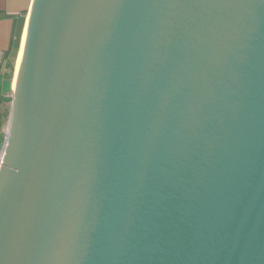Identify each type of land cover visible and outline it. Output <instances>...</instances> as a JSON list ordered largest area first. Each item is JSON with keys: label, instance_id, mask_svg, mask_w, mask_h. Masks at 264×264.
Returning a JSON list of instances; mask_svg holds the SVG:
<instances>
[{"label": "water", "instance_id": "obj_1", "mask_svg": "<svg viewBox=\"0 0 264 264\" xmlns=\"http://www.w3.org/2000/svg\"><path fill=\"white\" fill-rule=\"evenodd\" d=\"M22 44L0 264H264V0H31Z\"/></svg>", "mask_w": 264, "mask_h": 264}, {"label": "crops", "instance_id": "obj_2", "mask_svg": "<svg viewBox=\"0 0 264 264\" xmlns=\"http://www.w3.org/2000/svg\"><path fill=\"white\" fill-rule=\"evenodd\" d=\"M30 3L31 0H0V133L2 135L8 128L13 80Z\"/></svg>", "mask_w": 264, "mask_h": 264}, {"label": "built area", "instance_id": "obj_3", "mask_svg": "<svg viewBox=\"0 0 264 264\" xmlns=\"http://www.w3.org/2000/svg\"><path fill=\"white\" fill-rule=\"evenodd\" d=\"M6 133H7V130L4 132L2 138H0L1 142H0V166L2 164V161H3V153H4V146H5V143H6Z\"/></svg>", "mask_w": 264, "mask_h": 264}, {"label": "bare ground", "instance_id": "obj_4", "mask_svg": "<svg viewBox=\"0 0 264 264\" xmlns=\"http://www.w3.org/2000/svg\"><path fill=\"white\" fill-rule=\"evenodd\" d=\"M24 35H25V29H24V33H23V38H24ZM22 43H23V39H22ZM23 44H21V47H22ZM20 57H21V49H20V52H19V56H18V59H17V65H16V72H17V68H18V65H19V62H20ZM15 76H16V73H15ZM14 78V77H13ZM14 81V80H13Z\"/></svg>", "mask_w": 264, "mask_h": 264}, {"label": "rangeland", "instance_id": "obj_5", "mask_svg": "<svg viewBox=\"0 0 264 264\" xmlns=\"http://www.w3.org/2000/svg\"><path fill=\"white\" fill-rule=\"evenodd\" d=\"M2 136H3V135L0 133V138H2Z\"/></svg>", "mask_w": 264, "mask_h": 264}]
</instances>
